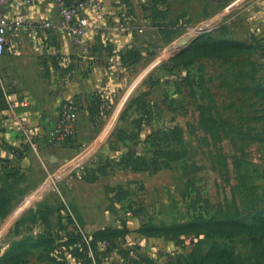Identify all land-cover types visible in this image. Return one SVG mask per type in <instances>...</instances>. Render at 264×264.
Segmentation results:
<instances>
[{"label":"rangeland","instance_id":"obj_1","mask_svg":"<svg viewBox=\"0 0 264 264\" xmlns=\"http://www.w3.org/2000/svg\"><path fill=\"white\" fill-rule=\"evenodd\" d=\"M141 2L88 106L63 100L81 123L49 140L66 150L15 171L0 264H264V0ZM200 37L219 51L176 58Z\"/></svg>","mask_w":264,"mask_h":264},{"label":"crops","instance_id":"obj_2","mask_svg":"<svg viewBox=\"0 0 264 264\" xmlns=\"http://www.w3.org/2000/svg\"><path fill=\"white\" fill-rule=\"evenodd\" d=\"M67 1L76 3L80 0ZM100 1L101 10L91 9L87 13L90 22L85 35L90 46L88 54L81 52L68 33L43 26L46 21H60L58 0H40L26 8L0 5V11L9 17L22 14L27 22L9 31L5 52L0 55V190L6 187L7 182L18 185L17 178L13 176L16 170L26 173L40 166L38 156L50 157L54 152L66 150L48 139L50 130L58 123L63 100L80 98L82 107H87L86 96L95 89L94 82H105L110 77V68L120 65L121 59L116 52L138 43L134 37L138 30L131 24L132 12L144 2ZM212 1L219 4L227 2ZM164 5L158 9L170 10ZM183 9L189 11V6ZM186 18L188 20L190 16ZM68 63L75 67L91 66L93 74L72 77L62 69ZM124 96L125 92L120 101ZM81 110L82 114L88 112ZM77 124L79 128L80 120ZM23 127L33 132L39 154L24 136ZM25 178L30 179L27 175ZM4 224V220L1 221L0 227Z\"/></svg>","mask_w":264,"mask_h":264},{"label":"built area","instance_id":"obj_3","mask_svg":"<svg viewBox=\"0 0 264 264\" xmlns=\"http://www.w3.org/2000/svg\"><path fill=\"white\" fill-rule=\"evenodd\" d=\"M40 0H0V5H11L16 8H26L34 5ZM60 21L55 23L52 21L44 22L43 26L47 28H55L58 31L66 32L70 35L72 41L79 47L82 53L88 54L90 46L85 40V35L89 27L88 11L91 9L101 10L102 4L100 0H80L76 3H69L67 0H58ZM26 19L22 14H17L14 17H9L3 11H0V55L5 52L7 44V36L9 31L17 26L26 24ZM78 123V108L73 103H64L60 107L59 120L57 125L49 134V140L53 142L55 139H65L76 131ZM22 132L27 138L32 149L39 154V146L34 138L33 132L28 128L23 127ZM18 152L17 149L13 150ZM62 169L58 172L49 174L47 188L57 190L58 186L55 183V178L62 176Z\"/></svg>","mask_w":264,"mask_h":264},{"label":"trees","instance_id":"obj_4","mask_svg":"<svg viewBox=\"0 0 264 264\" xmlns=\"http://www.w3.org/2000/svg\"><path fill=\"white\" fill-rule=\"evenodd\" d=\"M207 45L205 44V42H203V38L200 37L198 39H196L193 44L189 47V48H185L183 51H181L176 58H187L190 55H195V54H199V53H204V52H218L219 49L217 47H215L214 49L211 47H206ZM231 46H227L226 49H230ZM208 49V50H207ZM210 49V50H209ZM226 49L224 51H226ZM15 184L13 183H6V187H4L2 190H0V218L4 217L7 212L10 209V206L12 204V202L14 201L16 197V195H18V193H16L15 191ZM18 192V191H17ZM263 231H264V220H263ZM121 233V231L119 229H103L101 231H99L97 233V236L100 238H105V237H109V236H114Z\"/></svg>","mask_w":264,"mask_h":264}]
</instances>
